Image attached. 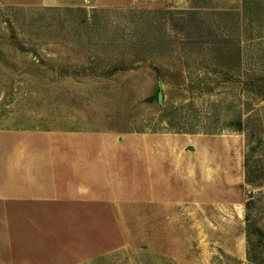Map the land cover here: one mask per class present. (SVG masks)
Here are the masks:
<instances>
[{"label": "rangeland", "instance_id": "rangeland-1", "mask_svg": "<svg viewBox=\"0 0 264 264\" xmlns=\"http://www.w3.org/2000/svg\"><path fill=\"white\" fill-rule=\"evenodd\" d=\"M0 264H264V0H0Z\"/></svg>", "mask_w": 264, "mask_h": 264}, {"label": "crops", "instance_id": "crops-1", "mask_svg": "<svg viewBox=\"0 0 264 264\" xmlns=\"http://www.w3.org/2000/svg\"><path fill=\"white\" fill-rule=\"evenodd\" d=\"M189 146H193V145H189ZM63 152L61 153L62 154V156H63V158H69L70 156L71 157H74V156H76L74 153H77L78 151H77V149H74L72 146L70 147V150L69 151H66V150H62ZM70 155V156H69ZM70 157V158H71ZM67 162L68 163H72V165L75 167V165H74V162H75V159L73 160L72 158H71V160H67ZM72 169H73V167H72ZM65 172L66 173H69V170L67 169V167H66V169H65ZM71 173H79V171H77V170H75V169H73V170H71ZM68 175V174H67ZM72 187V186H71Z\"/></svg>", "mask_w": 264, "mask_h": 264}, {"label": "trees", "instance_id": "trees-1", "mask_svg": "<svg viewBox=\"0 0 264 264\" xmlns=\"http://www.w3.org/2000/svg\"><path fill=\"white\" fill-rule=\"evenodd\" d=\"M222 58V57H221ZM223 59V58H222ZM238 66V63H233L230 65L231 68H234V67H237ZM250 255V254H249Z\"/></svg>", "mask_w": 264, "mask_h": 264}, {"label": "water", "instance_id": "water-1", "mask_svg": "<svg viewBox=\"0 0 264 264\" xmlns=\"http://www.w3.org/2000/svg\"><path fill=\"white\" fill-rule=\"evenodd\" d=\"M190 148H193V146H190Z\"/></svg>", "mask_w": 264, "mask_h": 264}]
</instances>
